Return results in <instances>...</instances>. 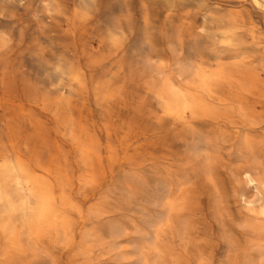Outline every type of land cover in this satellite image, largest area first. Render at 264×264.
Segmentation results:
<instances>
[{"label": "rangeland", "instance_id": "374dc122", "mask_svg": "<svg viewBox=\"0 0 264 264\" xmlns=\"http://www.w3.org/2000/svg\"><path fill=\"white\" fill-rule=\"evenodd\" d=\"M6 164L0 264H264V0H0Z\"/></svg>", "mask_w": 264, "mask_h": 264}, {"label": "bare ground", "instance_id": "6f19581e", "mask_svg": "<svg viewBox=\"0 0 264 264\" xmlns=\"http://www.w3.org/2000/svg\"><path fill=\"white\" fill-rule=\"evenodd\" d=\"M191 103L187 100L180 102L177 107L169 106L167 109V118L174 123H180L183 127L192 124L193 120L189 119V113L191 111ZM14 168H10L6 164L3 168V174L0 176V207L6 210L9 214V220H14L17 215L21 216L22 210L26 208L28 200L24 197V194L29 192L35 196L40 202L41 207L38 210V215L48 217L50 212H55L56 204L53 195L48 190H41L33 181L34 174L32 169L23 168L14 165ZM10 176L12 179H10ZM24 186L22 188L21 186ZM47 202V206L43 204Z\"/></svg>", "mask_w": 264, "mask_h": 264}]
</instances>
